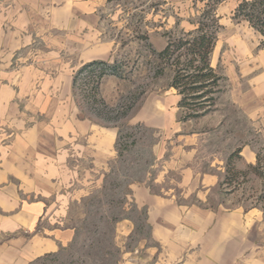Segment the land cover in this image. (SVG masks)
Segmentation results:
<instances>
[{"label":"rangeland","instance_id":"374dc122","mask_svg":"<svg viewBox=\"0 0 264 264\" xmlns=\"http://www.w3.org/2000/svg\"><path fill=\"white\" fill-rule=\"evenodd\" d=\"M240 1L226 0L217 9L222 29L212 65L226 77L223 91L215 104H207L206 113L180 120L185 114L179 108L181 95L171 87L173 73L155 59L153 50L165 47L167 32L194 29L203 3L0 0L4 30H9L7 23H29L22 28L28 44L16 50V55H27L31 62L46 57L48 61L42 59L41 63H54H46L50 78L56 75L52 69L63 68L58 76L80 116L118 130L117 153L121 149L100 185L71 204L65 224L76 228L73 241L34 264H121L123 246L131 248L148 229L142 212L134 207L127 211L126 204L119 206L118 201L128 202L130 182L157 174L161 164L156 147L162 143L167 148L166 135L178 128L191 136L196 169L221 172L215 202L224 199L226 205L239 204L245 211L259 208L264 219V47L248 22L233 18ZM91 61L101 64L79 73ZM158 67H167L165 74L156 75ZM195 108L191 113L198 106ZM259 151L257 170L253 167L258 164ZM80 162L72 161L87 166L86 161ZM83 183L77 182L79 186ZM112 214L137 220L138 228L126 244L118 238L121 219L115 225L107 219ZM256 239L264 244L262 234Z\"/></svg>","mask_w":264,"mask_h":264},{"label":"crops","instance_id":"0c3cea01","mask_svg":"<svg viewBox=\"0 0 264 264\" xmlns=\"http://www.w3.org/2000/svg\"><path fill=\"white\" fill-rule=\"evenodd\" d=\"M28 24L0 26V264H34L68 246L71 204L99 186L118 158V130L80 116L58 76L63 68L50 78L46 63H54H41L46 57L16 55L28 44ZM166 136L169 146L155 150L157 174L128 185L125 209L143 213L148 233L123 246L121 264H264L256 239L264 236L263 211L215 202L221 172L196 169L181 128ZM137 228L124 216L118 238L126 244Z\"/></svg>","mask_w":264,"mask_h":264},{"label":"trees","instance_id":"16d2710c","mask_svg":"<svg viewBox=\"0 0 264 264\" xmlns=\"http://www.w3.org/2000/svg\"><path fill=\"white\" fill-rule=\"evenodd\" d=\"M191 1L204 4L199 20L195 23V28L189 31H169L166 33L168 40L165 47L159 51L152 49L155 59L159 60L160 64L171 68L173 73L171 87L181 95L179 108L185 114L181 116L180 120L199 117L206 113L207 104H215L219 94L223 91L222 82L226 79L225 75L219 73L217 68L212 65V54L222 29L217 9L226 0ZM233 18L237 21L248 22L262 36L261 46L264 47V0L240 1L235 8ZM98 64H101V61L86 63L79 73L86 69H94ZM113 67L116 68V66ZM167 67H158L155 74L158 76L165 74ZM76 84L77 77L74 78V89ZM196 105L198 109L191 113L190 110H195ZM128 112L126 111L124 115H127ZM118 151L121 156L119 147ZM257 160L258 164L253 168L258 170L261 163L260 151L257 154ZM118 202L119 206L126 204L125 199ZM122 218L116 214L107 217L108 221H111V225H115Z\"/></svg>","mask_w":264,"mask_h":264}]
</instances>
